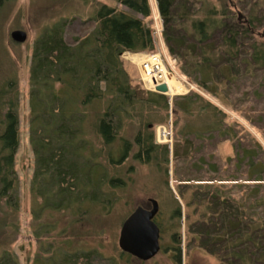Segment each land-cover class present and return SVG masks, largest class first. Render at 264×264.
<instances>
[{
  "label": "trees",
  "instance_id": "trees-1",
  "mask_svg": "<svg viewBox=\"0 0 264 264\" xmlns=\"http://www.w3.org/2000/svg\"><path fill=\"white\" fill-rule=\"evenodd\" d=\"M113 1L116 6L94 0L93 14L83 23L93 28L73 43L66 39L68 19L44 28L34 43L29 93V140L35 156L31 191L42 199V212L72 210L77 218L94 210L112 213L115 194L124 186L115 169L132 149L130 141L119 137L128 125L140 131L134 141L135 159L158 167L164 163V174L169 175L170 151L155 144L154 127L159 115L169 111L170 100L134 83L122 60L125 53L155 51L154 31L146 23L152 16L149 0ZM15 2L0 0V11ZM216 2L157 0L168 54L177 59L186 78L214 96L220 85H234L240 77L259 79L264 85V0ZM202 102L197 94L187 95L174 100L173 107L184 115L209 113L215 131L233 143L234 155L220 163L207 162L211 171L197 165L201 170L196 176L184 180L199 183L186 202L196 216L191 221L189 214L188 230L218 264H264V149L255 141L245 146L238 131L223 121V113L211 103L199 106ZM7 104L0 115V200L17 210L14 164L19 117L12 101ZM142 131H149L148 136ZM159 149L164 150L162 163ZM173 153L185 169H191L202 150L185 138ZM202 156L197 163H205L206 155ZM179 195L184 200L182 190ZM172 216L179 220L180 208ZM159 221L163 235L166 231ZM171 239L180 244L177 233ZM65 255L42 264H117L97 249ZM0 264L18 262L4 254Z\"/></svg>",
  "mask_w": 264,
  "mask_h": 264
},
{
  "label": "rangeland",
  "instance_id": "rangeland-1",
  "mask_svg": "<svg viewBox=\"0 0 264 264\" xmlns=\"http://www.w3.org/2000/svg\"><path fill=\"white\" fill-rule=\"evenodd\" d=\"M87 1L88 3L84 0H16L14 5L0 11V91L4 90L3 95L0 94V115L6 110L7 103L12 101L19 117L20 134L14 164L18 209L10 207L5 200H0V260L4 254H10L18 264H42L48 259L52 262L58 259L60 261L70 252L97 249L103 257L114 259L117 264H218L216 259L197 246L188 230L189 214L191 221L195 220L196 216L192 215L194 210L188 208L186 202L191 198L193 188L199 183L184 180L196 176V172L201 170L197 165H203L201 168L205 171L213 170L206 163H220V159L233 156L234 145L223 133L215 131L216 128L212 126L215 121L209 113L184 115L175 111L173 101L187 95H199L203 99L199 106H205L206 102L211 103L222 112L225 124L238 131V136L242 137L245 146H251L252 141H255L264 149V85L259 79L240 77L234 85H220L219 94L214 96L197 87L182 74L177 59L168 54L163 35H154V52L125 53L122 60L132 81L151 91L141 76L140 61L145 55L161 54L167 71L183 84L173 78L183 92L175 96L165 95L170 100V109L159 115L154 127L155 144L166 146L170 151L169 175L164 174L166 164L162 163L163 149H159L158 153L161 167L135 159L134 155L138 149L134 141L140 131L138 126L133 124L121 130L119 135L132 143V149L128 158L115 169L124 186L115 194L117 204L110 215L100 214L98 210L82 218L75 217L72 210L42 212V199L32 194L35 156L29 140V93L33 46L44 28L62 19H68L70 22L66 32L69 43L88 34L93 25L83 23L93 14L94 0ZM96 1L116 6L113 0ZM208 1L217 4V0ZM149 4L152 16L146 23L154 30L153 7L155 8L157 0H149ZM161 24L163 25V21ZM18 30L27 34V40L23 44L15 43L11 38V34ZM261 37L264 40L263 32ZM134 55L135 60L128 59ZM242 72V69H238L237 74L242 75ZM213 90L217 92L215 87ZM4 104L6 106L3 109ZM160 127H166L169 131L167 141L163 142L162 137L158 140ZM141 134L147 137L149 131H142ZM227 137L229 138V135ZM185 138L193 141L196 150H202V153L195 156L191 169H185L181 158L176 159L173 156L176 145H182ZM202 155H206L205 163H197L203 158ZM179 190L183 191L184 200L180 197ZM150 200L159 202V222L162 221L161 225L166 233L162 235L159 254L154 259L143 262L123 253L119 247V239L125 220L138 207L152 208ZM179 208L181 218L177 220L172 216V212ZM48 229L51 233H46ZM174 233L178 234L180 244L172 241L171 236ZM178 249L180 252L175 251Z\"/></svg>",
  "mask_w": 264,
  "mask_h": 264
},
{
  "label": "water",
  "instance_id": "water-1",
  "mask_svg": "<svg viewBox=\"0 0 264 264\" xmlns=\"http://www.w3.org/2000/svg\"><path fill=\"white\" fill-rule=\"evenodd\" d=\"M11 38L15 43L23 44L27 34L18 30L11 34ZM155 92L167 95L168 87L164 83L160 84L156 86ZM152 202L153 210L137 209L125 221L120 232L119 245L122 251L143 262L154 259L161 250V230L154 221L159 205L157 201Z\"/></svg>",
  "mask_w": 264,
  "mask_h": 264
},
{
  "label": "built area",
  "instance_id": "built-area-1",
  "mask_svg": "<svg viewBox=\"0 0 264 264\" xmlns=\"http://www.w3.org/2000/svg\"><path fill=\"white\" fill-rule=\"evenodd\" d=\"M153 20H154V35L161 37L163 34V25L162 19L160 16V13L158 11V6L156 4L155 8L153 7ZM140 72L143 80L146 82L148 89L151 91H155L156 86L163 84V82H159L157 79V76L161 75L163 73L162 71L165 70L170 76H172L165 66L163 57L161 54H148L143 56V58L140 61ZM155 79L154 81L152 79ZM151 82V84H150ZM169 131L166 127H160L158 128V140L160 137H162L161 140L167 141L169 138Z\"/></svg>",
  "mask_w": 264,
  "mask_h": 264
},
{
  "label": "bare ground",
  "instance_id": "bare-ground-1",
  "mask_svg": "<svg viewBox=\"0 0 264 264\" xmlns=\"http://www.w3.org/2000/svg\"><path fill=\"white\" fill-rule=\"evenodd\" d=\"M129 60L131 59H136L135 55L134 56H129ZM161 75L157 76V79L159 82H163L167 87H168V95H178L182 94L183 89L178 85V83L175 81V79L180 83L178 78L170 76L165 70L162 71ZM175 78V79H173ZM153 81L155 80L154 78L152 79ZM151 84V82H150ZM182 84V83H180ZM183 85V84H182Z\"/></svg>",
  "mask_w": 264,
  "mask_h": 264
},
{
  "label": "flooded vegetation",
  "instance_id": "flooded-vegetation-1",
  "mask_svg": "<svg viewBox=\"0 0 264 264\" xmlns=\"http://www.w3.org/2000/svg\"><path fill=\"white\" fill-rule=\"evenodd\" d=\"M152 201H155V200H150V203L152 204V208H145V207H138L137 209H139V208H141V209H143V210H146V211H151V210H153L154 209V206H153V202ZM158 202V201H157ZM158 205H159V203H158ZM136 209V210H137ZM159 211H160V205H159ZM159 211H158V213L156 214V216L154 217V221H155V223H158V221H159ZM161 240H162V234H161V239H160V245H161ZM162 247V246H161ZM131 256V255H130ZM132 258H134V259H137V258H135V257H133V256H131Z\"/></svg>",
  "mask_w": 264,
  "mask_h": 264
}]
</instances>
